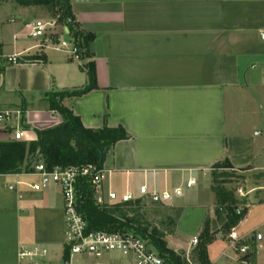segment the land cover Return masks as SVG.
Returning <instances> with one entry per match:
<instances>
[{
    "label": "crops",
    "instance_id": "obj_1",
    "mask_svg": "<svg viewBox=\"0 0 264 264\" xmlns=\"http://www.w3.org/2000/svg\"><path fill=\"white\" fill-rule=\"evenodd\" d=\"M68 2L83 35L77 59L27 36L41 7L0 0V112L20 113L0 125V143L34 142L36 130L62 124L51 98L66 94L61 107L84 129L120 127L127 136L105 154V191H173L195 180L192 193L165 204L176 219L164 242L188 249L216 219L212 167L227 160L235 172L264 173V0ZM87 35L93 40L85 43ZM18 54L19 64L7 63ZM88 65L94 88L70 95L88 86ZM34 181L0 176V264H17L19 248L31 246L45 248L51 262L61 259L60 190L33 192L25 184ZM262 183L253 191L264 207ZM253 207L234 231L256 242L250 264H264V232L245 231ZM228 235L213 233L209 264H240Z\"/></svg>",
    "mask_w": 264,
    "mask_h": 264
},
{
    "label": "trees",
    "instance_id": "obj_2",
    "mask_svg": "<svg viewBox=\"0 0 264 264\" xmlns=\"http://www.w3.org/2000/svg\"><path fill=\"white\" fill-rule=\"evenodd\" d=\"M20 7H50L57 9L56 23L65 26L70 37L81 47L83 35L78 32L74 17L71 13L68 0H12ZM85 43L93 40L92 35L84 36ZM88 75V86L79 92L70 95L79 96L94 88V71L92 65L85 66ZM66 94L52 96L53 108L63 117V123L52 129L36 130L34 142H10L0 143V176L31 174L33 167L42 162L47 171L54 168H67L70 166L94 165L102 167L106 152L117 142L127 139L122 128L103 127L92 131L84 129L79 120L71 112L61 107L60 100ZM69 95V94H67ZM58 98V99H57ZM57 99V100H56ZM23 113L21 114V118ZM220 170H232L227 160L216 164L211 169L210 190L215 196L217 205L216 216H219L222 208L227 211V219L223 226V233L227 236L246 216L235 207V202L228 204V195L223 188L221 179L229 177L230 174L219 173ZM78 213L87 225L88 232L97 231H132L146 240L154 248L166 264H185L179 256L166 248L163 236L155 229L148 233L145 229L132 226V220L126 218L122 208L138 207L141 201L123 205H97L93 190L85 180H79L77 186ZM231 196V195H229ZM119 217V218H118ZM121 217V218H120ZM125 218V219H124ZM121 219H124L121 220ZM213 241V233H208L207 227L199 236L195 249L197 264H209L207 261V245Z\"/></svg>",
    "mask_w": 264,
    "mask_h": 264
},
{
    "label": "built area",
    "instance_id": "obj_3",
    "mask_svg": "<svg viewBox=\"0 0 264 264\" xmlns=\"http://www.w3.org/2000/svg\"><path fill=\"white\" fill-rule=\"evenodd\" d=\"M58 28L60 31L57 30ZM27 36L33 40H45L51 47L62 50L70 58L77 59L80 54L78 46L70 37L66 27L56 21L32 22L29 25ZM21 60V54L13 55L7 58V63L17 65ZM19 116V112H0V125H8L14 117ZM21 139L22 133H15L14 140ZM25 175L36 177V181L25 184L33 192H42L51 186L60 190L65 224V244L59 262H51L48 259V251L43 247H20L17 253V264H166L146 240L132 231H87V225L77 211V186L79 180L87 181L94 194L97 195L96 204L104 205L101 195L104 192L108 173L102 167L70 166L47 171L44 164L38 162L33 167V172ZM195 185V180L189 179L183 187L173 191L157 192L146 186H140L136 193L125 191L119 194L107 190L106 196L110 205H123L137 201L165 205L182 197L185 189H192ZM228 239L232 250L241 259L240 264H250L248 256L251 252L252 240L238 236L234 230L229 233ZM197 244L196 239L191 241L189 252L184 256L185 264H194L196 258L190 255L193 250L195 251Z\"/></svg>",
    "mask_w": 264,
    "mask_h": 264
},
{
    "label": "rangeland",
    "instance_id": "obj_4",
    "mask_svg": "<svg viewBox=\"0 0 264 264\" xmlns=\"http://www.w3.org/2000/svg\"><path fill=\"white\" fill-rule=\"evenodd\" d=\"M39 14H40L39 21L51 22L56 20L58 11L57 9H53L50 7H41V9L39 10ZM57 30L60 31L59 28ZM219 173L230 174L229 177L227 176L224 179L223 178L221 179V181L224 182L223 188H225L227 192L229 205L231 201L235 202V207L241 213H247L248 209L254 205L252 209V216L250 218L249 223L246 224L245 231L250 230L255 226H260L259 227L260 231L264 232V207L255 205L258 202H260L262 199L261 196L259 195L260 192L253 191L254 189L261 187L263 185L262 182L264 181V173H257L251 171L238 173L230 170H225V171L220 170ZM193 190H191V192L190 190L189 191L185 190L183 195L186 193L190 194L193 192ZM106 192L107 191L104 190V192L101 195V198L103 204L106 205L107 208H111V205L108 204L107 201ZM250 192L252 193L249 195ZM95 197H97V195H95ZM217 208L218 207L216 205V211ZM122 210L123 213L126 214V218L128 217L132 220L133 223L132 226L138 227L142 230L145 229L147 230L148 233H151V231L155 229L158 233H160L163 236L162 239L163 242L165 237L173 233L176 216H174V214L170 212L169 208L166 205L141 202V204L138 207L136 206H132L130 208L126 207V208H122ZM222 210L223 211L220 212L221 214L219 216H216V219H212L211 222L210 221L208 222V224L206 223L207 229L211 230L213 233L220 232L221 236L224 235L222 234L223 226L226 222H228L227 211L225 210V208H222ZM124 219L121 220L124 221ZM235 228H233L232 230H234ZM260 243L263 246V249L260 250L259 253L264 257V240L262 239V242ZM170 246H172L173 248ZM255 246H257L256 242H254V244L251 245V252L249 253L248 256L249 258L253 256L254 249L256 248ZM166 248L170 251H173L174 254L176 256H179L182 260H184L185 254L189 252V248L186 249L181 247V245L179 246L177 244L173 246L172 243L171 245L169 243V247L168 245H166ZM153 251L157 252L155 249ZM195 254L196 253L193 250L190 256H192L195 259L196 258ZM193 263L197 264V260L195 259Z\"/></svg>",
    "mask_w": 264,
    "mask_h": 264
}]
</instances>
